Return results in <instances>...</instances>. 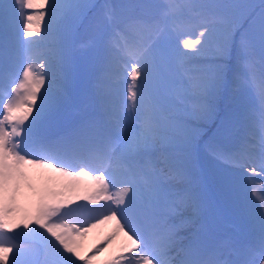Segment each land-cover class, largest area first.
Here are the masks:
<instances>
[{
	"label": "snow or ice",
	"instance_id": "6c2138e0",
	"mask_svg": "<svg viewBox=\"0 0 264 264\" xmlns=\"http://www.w3.org/2000/svg\"><path fill=\"white\" fill-rule=\"evenodd\" d=\"M45 16L46 36L29 39ZM81 28L103 75L98 110L73 115L71 44ZM0 32V264H264V191L252 188L253 202L243 182L246 172L264 175V0H0ZM258 64V109L233 147L213 148L233 170L222 184L252 224L240 237L222 229L193 186L201 130L186 121L210 120L228 83L254 87ZM109 181L121 186L111 192ZM82 188L85 204L65 196ZM73 211L86 218L69 223ZM111 221L82 251L83 237Z\"/></svg>",
	"mask_w": 264,
	"mask_h": 264
},
{
	"label": "rangeland",
	"instance_id": "374dc122",
	"mask_svg": "<svg viewBox=\"0 0 264 264\" xmlns=\"http://www.w3.org/2000/svg\"><path fill=\"white\" fill-rule=\"evenodd\" d=\"M8 2L11 3V1H8ZM239 2H252V0H239ZM257 2H258V0H257ZM25 12H28V11H26V9H25ZM46 18H47V16H45V18L43 20H41V21L34 22V26H35L36 23H39L40 32L37 34V36H34L32 38L39 39V37L46 36V28H47V23H48V20H46ZM18 28H19V26H18ZM179 39L180 38L176 39V43L177 44L179 43ZM85 44L89 45V40L81 39L79 42H77L76 51L73 53L74 57L82 55L81 53L87 47V46L86 47L84 46ZM49 46L50 45L47 42H41L39 47L41 49L47 50V48ZM80 58H81V61H82V64H83V66L81 68V77L78 78V79H70L69 80V82H70L69 89L73 88V90H71V91L69 90V93L70 94H76V98L72 99V104H76L77 100H79V102L82 101V100H89V101L94 102L93 104H96L97 100L99 99V97L97 95V91H96V83H97L98 78L103 75V71H99L100 65L96 62L95 50H90L88 55L83 56V57L80 56ZM201 62H203L202 58L201 59L198 58L196 61H194V63H201ZM20 66L22 67L23 65L20 64ZM90 73H94L96 75L97 80L95 82L91 81V79L89 78ZM16 82H18V81H16ZM120 82L124 83V78L122 77V75L120 77ZM124 85L126 86V84H124ZM46 86L47 85H45V87ZM224 90H226V87H225ZM41 91H43V89H41ZM249 92H251V91H249ZM251 93H252V98H251L252 101L254 103H257L259 101V97L257 96V93L255 91H252ZM79 102H77V103H79ZM194 104H196V103H191L190 101H188L189 110H191V108H192V106ZM250 109L253 110L252 108H248L249 112L251 111ZM219 114H220V112L218 113L216 118L219 117ZM192 121H199V120H192ZM210 121H211V119L207 120V121L200 122V126H198V129L203 131L204 128H207L208 126H210ZM186 123L189 125V127H191L190 123H188V122H186ZM207 138H208V136H206L205 139H207ZM226 140L227 141H231L229 138H225V136H222L221 139H220V142L222 144H226L227 143ZM165 156H166V153H157L156 154V157L158 159H160V160H163L165 158ZM190 159H191V157H190ZM220 166H222V165H220ZM215 172H217V170H215ZM222 176H223L222 174L218 173V180L220 182H221L220 177H222ZM75 193L76 192L69 191V192L65 193V196L68 199H72V197H73V195ZM235 199L236 198L234 197L233 200H235ZM113 222L114 221L108 222L106 224L99 225L97 228L92 229L91 231H89L88 234L85 237H83V239H82V240L87 239L86 241L84 240V243L82 244V251L87 252L88 249H90L89 245L91 243H93L95 237H102L103 238L108 232H110L112 230V228H113ZM103 258H104V256L97 257V259H99V260H103Z\"/></svg>",
	"mask_w": 264,
	"mask_h": 264
},
{
	"label": "trees",
	"instance_id": "16d2710c",
	"mask_svg": "<svg viewBox=\"0 0 264 264\" xmlns=\"http://www.w3.org/2000/svg\"><path fill=\"white\" fill-rule=\"evenodd\" d=\"M255 85H259V64L257 65V80ZM244 93L245 90L236 91L230 96L229 103L232 105V107L239 108L243 105V102L246 101L245 100L246 96L244 95ZM225 110H229V108L225 107ZM193 128H197V127L193 126Z\"/></svg>",
	"mask_w": 264,
	"mask_h": 264
},
{
	"label": "bare ground",
	"instance_id": "6f19581e",
	"mask_svg": "<svg viewBox=\"0 0 264 264\" xmlns=\"http://www.w3.org/2000/svg\"><path fill=\"white\" fill-rule=\"evenodd\" d=\"M101 203H103V201H101Z\"/></svg>",
	"mask_w": 264,
	"mask_h": 264
}]
</instances>
